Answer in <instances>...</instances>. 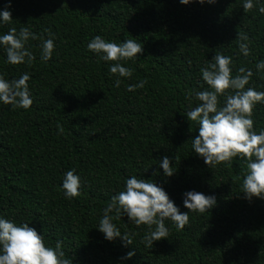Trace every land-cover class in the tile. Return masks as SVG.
Wrapping results in <instances>:
<instances>
[{"label":"trees","instance_id":"trees-1","mask_svg":"<svg viewBox=\"0 0 264 264\" xmlns=\"http://www.w3.org/2000/svg\"><path fill=\"white\" fill-rule=\"evenodd\" d=\"M243 3L0 0V11L12 14L10 23L0 21V35L28 28L48 39V29L55 45L44 61L42 40L29 39L31 65L8 63L0 45V74L11 81L28 73L33 100L27 110L0 101V218L29 223L47 246L62 241L72 264H264V198L248 200L242 192L247 161L237 157L231 166L210 168L192 148L198 125L186 116L200 104L195 92L208 88L201 68L215 53L231 57L233 76L251 69L246 88L264 91V70L256 69L264 59V14L258 11L264 0H253L256 7L247 13ZM238 32L249 37L247 57ZM96 35L143 46L137 59L120 62L132 69L131 78L111 74L113 62L88 50ZM140 81L143 88L128 91ZM252 119L257 132L264 129V103ZM165 156L171 177L160 167ZM72 169L81 178V195L70 200L62 183ZM133 175L163 187L182 213L189 212L187 191L214 195L217 203L204 213L190 211L184 230L165 220L169 235L151 249L143 243L147 226L126 214L112 222L132 236V245L109 241L99 221ZM129 251L135 255L124 259Z\"/></svg>","mask_w":264,"mask_h":264},{"label":"clouds","instance_id":"clouds-1","mask_svg":"<svg viewBox=\"0 0 264 264\" xmlns=\"http://www.w3.org/2000/svg\"><path fill=\"white\" fill-rule=\"evenodd\" d=\"M190 2L192 0H180V3L185 5ZM198 2L212 4L216 0ZM242 7L247 13L256 5L253 0H244ZM258 11L264 14V6H260ZM0 21L10 23L11 12L0 11ZM45 31L50 38L44 39L28 28H21L19 33L15 28H11L8 33L0 35V45L6 50L7 62L12 65H31L35 56L25 47L29 39L42 40L41 59L50 60L55 45L50 30ZM237 39L241 41V53L246 57L251 55L247 34L238 32ZM87 48L94 52L99 60L113 62L109 69L111 74L126 78L132 77V69L120 62L135 60L144 50L143 46L133 39H126L118 44L107 42L100 35H96ZM212 59L214 62L201 68L202 79L208 88L195 92V98L200 104L186 113L188 120L198 125L199 134L193 139L192 148L210 168L222 163L231 166L237 157L245 159L247 172L243 178L242 192L248 200L253 197L264 198V129L257 132L252 119L256 105L264 103V91L246 88L253 76L251 69L241 67L233 76L231 57L215 53ZM256 69L257 72L264 70V59L256 63ZM30 78L28 73H24L19 79L9 81L0 74V101L11 105L13 109H29L33 104L28 85ZM145 83L146 81H140L138 84L129 85L128 91L143 88ZM115 86H120V79L116 80ZM189 95L191 96V93ZM220 97H224L222 105ZM60 132H63L62 128ZM160 167L165 176L173 175L169 157H163ZM156 174L158 173H153ZM62 187L67 199L81 195V178L75 173V169L65 173ZM216 203L214 195L209 196L194 190L184 193L183 204L189 212L204 213ZM112 212L116 214L114 217L110 215ZM189 212H180L163 187L133 175L126 180L125 189L111 197V202L103 210L98 229L109 241L121 238L125 246L132 245V236L127 232L122 234L112 222L113 219H119L122 214H126L136 226H147L148 232L143 238V243L151 249L154 241L165 239L169 235L165 220H171L178 230H184L189 224ZM134 255V251H129L124 259ZM0 264H72V260L65 258L62 241H56L54 247L47 246L44 236L35 228L29 227V223L17 225L13 221L0 218Z\"/></svg>","mask_w":264,"mask_h":264}]
</instances>
